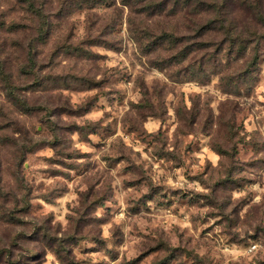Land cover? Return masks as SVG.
I'll use <instances>...</instances> for the list:
<instances>
[{
    "label": "rangeland",
    "instance_id": "rangeland-1",
    "mask_svg": "<svg viewBox=\"0 0 264 264\" xmlns=\"http://www.w3.org/2000/svg\"><path fill=\"white\" fill-rule=\"evenodd\" d=\"M194 4L0 0V264H264V20Z\"/></svg>",
    "mask_w": 264,
    "mask_h": 264
},
{
    "label": "trees",
    "instance_id": "trees-1",
    "mask_svg": "<svg viewBox=\"0 0 264 264\" xmlns=\"http://www.w3.org/2000/svg\"><path fill=\"white\" fill-rule=\"evenodd\" d=\"M261 0H185L186 6L189 8L193 3L194 7L197 8V12L200 16V18L205 19L206 24L208 22H215L214 20L219 21V23L227 21L228 15L230 14L229 7L231 6L234 10H243L245 11V16L241 20L242 23L246 26H250L253 28H256L259 24L262 23V20H264V13L262 11L261 7ZM215 18L214 20H212ZM232 20H230L231 22ZM208 28L209 27H205ZM225 34H229L230 38L233 42V40L236 37L235 31L233 27H224ZM252 33V32H251ZM205 33H203L200 36H203ZM234 34V35H233ZM227 40V39H226ZM229 40V39H228ZM243 40V39H241ZM248 40V39H244ZM243 40V41H244ZM257 45L251 46L252 50V60L250 65H253L256 63L258 59L257 51H254L253 49L256 48ZM245 49L247 48L244 45ZM29 61L32 60V51L29 50Z\"/></svg>",
    "mask_w": 264,
    "mask_h": 264
}]
</instances>
